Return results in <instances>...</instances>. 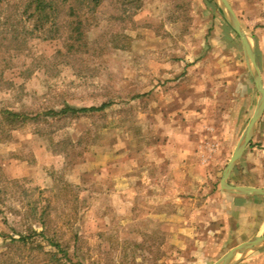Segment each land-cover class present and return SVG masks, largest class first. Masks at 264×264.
<instances>
[{
    "label": "rangeland",
    "instance_id": "374dc122",
    "mask_svg": "<svg viewBox=\"0 0 264 264\" xmlns=\"http://www.w3.org/2000/svg\"><path fill=\"white\" fill-rule=\"evenodd\" d=\"M55 1L45 22L28 0H0V111L27 115L0 123V264H214L252 239L223 229L225 204L264 196L220 182L260 95L217 4ZM231 2L264 81V0ZM189 92L186 131L175 109ZM229 182L264 187V114ZM235 264H264V246Z\"/></svg>",
    "mask_w": 264,
    "mask_h": 264
},
{
    "label": "water",
    "instance_id": "95a60500",
    "mask_svg": "<svg viewBox=\"0 0 264 264\" xmlns=\"http://www.w3.org/2000/svg\"><path fill=\"white\" fill-rule=\"evenodd\" d=\"M213 1L217 4L219 10L222 12L228 24L238 35L243 48L246 65L252 76L255 87L260 95L255 111L223 171L220 185L224 191L230 194L264 196V187L234 185L229 182V177L232 171L243 156L248 144L252 140L256 132L258 123L264 114V81L261 69L257 61L255 43L242 26V23L235 13L234 9L232 8L230 2L228 0ZM262 246H264V233L255 235L249 241L243 242L233 247L214 264H235L237 262L238 256H245L250 251L256 250Z\"/></svg>",
    "mask_w": 264,
    "mask_h": 264
},
{
    "label": "crops",
    "instance_id": "0c3cea01",
    "mask_svg": "<svg viewBox=\"0 0 264 264\" xmlns=\"http://www.w3.org/2000/svg\"><path fill=\"white\" fill-rule=\"evenodd\" d=\"M228 1L230 2L235 13L237 14V9L235 8V6H233L231 0H228ZM219 12L223 16V14L220 10H219ZM237 16H238V14H237ZM238 18H239V16H238ZM223 19H224L225 24H227L231 28V30L233 31V32H230L229 29H227V27L225 25L224 37H226V39H229L230 41L234 42L235 35L236 36H238V35L232 29V27L228 24V22L226 21L224 16H223ZM242 26H243V24H242ZM233 45H234V43H233ZM256 53H257V48H256ZM257 61H258V65L261 69V65L259 63L258 56H257ZM245 63H246V61H245ZM261 72H262V69H261ZM262 76H263V73H262ZM178 95H180V98L177 97L178 100H177L176 109H175L177 118H175V119L176 120L180 119V121H182L183 116L186 117V120H187L185 123L186 129H184V130L188 131L189 130L188 126H189V124H191V122L189 120V116H190L189 111L192 108V106H191L192 104L189 105L188 103H186V107H184V105H183V103H181V101H186V102L193 101L195 99V95H194V93H191V92L186 93L185 95L182 94V96H181V94H177V96ZM178 112H180L181 114L185 113V115H182V117L178 118ZM212 117H213V115L211 114L209 116V119H208L209 122H210V119L212 120ZM169 147H170L171 153H173L174 156H177L181 160L185 159L186 163L189 162L191 159H193V155L197 156V153L195 152V149H196L195 143L186 142V143H180L179 144L177 142H171V145ZM172 149H173V152H172ZM219 195L221 197L223 196L222 191L219 193ZM220 196H219V198H220ZM234 200H235V203L231 202L229 204H225V207H227V210H226L225 216L222 217L224 219L223 222L225 224L223 229L232 233V232L240 231L241 228L246 227V228H244V229H246L245 231L251 233L252 236L264 233V199L259 200V199H256V197H242V198L241 197H235ZM219 201H221V200H219Z\"/></svg>",
    "mask_w": 264,
    "mask_h": 264
},
{
    "label": "trees",
    "instance_id": "16d2710c",
    "mask_svg": "<svg viewBox=\"0 0 264 264\" xmlns=\"http://www.w3.org/2000/svg\"><path fill=\"white\" fill-rule=\"evenodd\" d=\"M99 0H95L96 4H98ZM210 1V0H209ZM212 4H214L212 1H210ZM57 5L58 2L55 0H28L26 7H25V12H30L33 16H36L39 20H45L49 21L52 17V14H54L57 10ZM227 29H229L230 32H233L231 28L225 24ZM79 28L77 27L75 30H78ZM237 38V36L235 35ZM109 105V103H104L100 107H84V108H76L67 105L64 107L60 112L62 114H67V113H72V114H79V113H85V112H92V111H99L103 110ZM56 113V112H55ZM53 113V114H55ZM27 120V115L17 112V111H12V110H1L0 111V123L3 125V127H10L11 129L14 128V126L18 124H22L26 122ZM3 134L5 130H2ZM2 135H0V141L2 140ZM44 231H41L40 233H35L38 235H42ZM30 236H21L19 238V241L24 242L25 244L27 243V240ZM45 237L46 232H45ZM50 245L55 246L59 251H62V246L57 243L56 241L50 240L49 241ZM56 255H53V259H56Z\"/></svg>",
    "mask_w": 264,
    "mask_h": 264
}]
</instances>
